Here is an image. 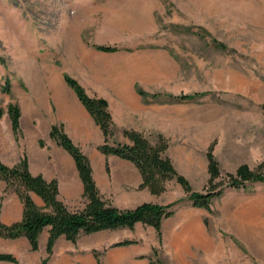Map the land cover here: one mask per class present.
Here are the masks:
<instances>
[{"label": "rangeland", "instance_id": "obj_1", "mask_svg": "<svg viewBox=\"0 0 264 264\" xmlns=\"http://www.w3.org/2000/svg\"><path fill=\"white\" fill-rule=\"evenodd\" d=\"M99 42L120 50L102 56L90 46ZM142 46L167 51L187 94L205 93L183 105L192 111L195 134H206L212 145L214 190L222 193L211 198L209 212L185 200L174 212L180 222L197 221L199 238H222L224 264H242L249 258L243 238L264 239V184L246 182L237 190L225 184L241 164L264 175V0H0V130L9 121L8 103L20 102L27 114L30 64L54 66L61 78L85 77L88 61L116 62L125 49ZM205 148H196L194 157L205 160ZM185 246L200 252L189 240ZM149 255L151 262L169 264L161 241Z\"/></svg>", "mask_w": 264, "mask_h": 264}, {"label": "crops", "instance_id": "obj_2", "mask_svg": "<svg viewBox=\"0 0 264 264\" xmlns=\"http://www.w3.org/2000/svg\"><path fill=\"white\" fill-rule=\"evenodd\" d=\"M98 52L102 56L110 54ZM86 65L88 72L85 77L75 72L71 76L89 96L106 101L113 126L112 139L120 144H130L122 134L123 130L142 134L150 144L155 143L157 135L161 136L167 144L164 154L175 172L187 180L191 189L195 184L198 192L201 191L208 178L207 136L204 134L202 142L201 137L195 134L198 126L193 125L192 111L183 105L187 101L176 102L168 98L169 95L187 93L180 85L183 79L179 66L167 51L160 47L142 46L122 52L121 59L116 62L92 64L88 61ZM214 85L218 88L222 84L216 81ZM137 88L148 96L143 99ZM18 105L20 134L15 140L5 118V127L0 130V161L6 166H15L24 155L31 175H40L45 181L55 180L57 199L68 209L82 206V184L71 156L48 137L51 124H62L64 133L87 157L99 194L114 207L131 209L141 203L165 205L183 197L184 193L174 179L165 181V189L159 195L151 194L141 186V176L132 162L98 150L103 143L100 129L66 86L56 67L30 64L27 69V114H23L20 102ZM39 139L43 146L38 145ZM196 148H205V160L194 157ZM4 190L5 183L0 180V195ZM28 194L32 203L44 210L43 201L32 192ZM21 214V201L13 191L7 190L0 200V222L10 224L19 221ZM159 228L164 257L169 264H224L222 238L213 240L196 236L197 221L180 222L174 212L161 220ZM186 230L189 233L184 237ZM47 235L48 226L39 232L34 251L29 249L25 237H0V253L13 254L20 264H38L46 256ZM243 239L249 258H241L242 264L264 260V239ZM123 240L132 243L114 245ZM188 240L202 251L201 254L186 251ZM157 243L154 229L139 222L132 229L80 234L75 243L58 236L46 264H95L93 251L100 252L102 264H150L149 254ZM0 264L13 263L0 261Z\"/></svg>", "mask_w": 264, "mask_h": 264}, {"label": "trees", "instance_id": "obj_3", "mask_svg": "<svg viewBox=\"0 0 264 264\" xmlns=\"http://www.w3.org/2000/svg\"><path fill=\"white\" fill-rule=\"evenodd\" d=\"M176 27V26H174ZM186 33L199 35L197 31H191L189 27L182 28ZM218 47L224 48L222 43ZM94 50L100 52H116L120 48L114 44H91ZM125 51H130L125 49ZM62 79L69 87L94 123L98 126L103 136V143L98 150L103 154H113L120 158L129 160L138 169L141 176V186L146 187L153 195H159L164 191V183L174 179L181 187L184 198H177L165 205L154 203H141L131 209H118L111 205L98 192L92 176L87 157L75 146L64 133L61 123L51 124L48 137L63 148L72 158L77 174L82 184V206L77 209H68L57 199V186L55 180L45 181L40 175H31L27 170L25 156L22 155L15 166H6L0 161V180L5 183V190L0 195V200L7 190L13 191L22 203V214L19 221L3 224L0 222V237L4 239H15L25 237L29 249H37V236L39 232L48 226V235L45 243L46 256L41 258L38 264H46L51 253V247L58 236H63L71 243H75L80 234H89L100 230H116L121 228L132 229L137 222L151 226L155 231V237L160 242V222L163 218L171 216L174 211L182 206L183 200L187 205L197 207L209 212L210 200L221 195L222 190H214V178L218 175L217 163L212 154V145L205 152L207 160L208 179L204 191H194L187 180L176 173L168 157L164 154L166 141L159 135L156 136L154 144H150L140 133L133 130H123L122 134L130 141V144H120L112 139L113 126L107 110V103L101 97L89 96L84 88L71 76L63 73ZM2 91L8 92L4 86ZM137 93L143 97L148 95L140 89ZM204 92H193L189 94L169 95L171 101H190ZM146 101V100H145ZM264 111V103L260 105ZM11 130L15 140L19 135V107L15 103H8L6 107ZM39 146L43 141L39 139ZM246 182H260L264 184V175L251 172L246 165H239L234 175L229 176L225 187L237 190L244 187ZM29 192L36 194L43 201V209L37 208L29 197ZM132 243L123 240L114 245H125ZM151 254L155 256V249ZM95 264H102L100 252L93 251ZM150 264H162L156 260ZM0 261L20 264L11 253H0Z\"/></svg>", "mask_w": 264, "mask_h": 264}]
</instances>
